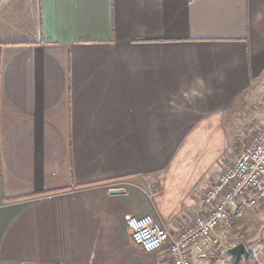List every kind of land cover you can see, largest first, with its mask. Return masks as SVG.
I'll list each match as a JSON object with an SVG mask.
<instances>
[{
    "label": "crops",
    "instance_id": "crops-1",
    "mask_svg": "<svg viewBox=\"0 0 264 264\" xmlns=\"http://www.w3.org/2000/svg\"><path fill=\"white\" fill-rule=\"evenodd\" d=\"M261 96L264 0H0V264H171L166 245L132 242L127 219L177 234L192 204L202 215L214 177L174 220L160 181L194 134L242 119L231 164ZM256 215L241 237L258 261ZM214 256L191 249L192 264Z\"/></svg>",
    "mask_w": 264,
    "mask_h": 264
},
{
    "label": "built area",
    "instance_id": "built-area-1",
    "mask_svg": "<svg viewBox=\"0 0 264 264\" xmlns=\"http://www.w3.org/2000/svg\"><path fill=\"white\" fill-rule=\"evenodd\" d=\"M264 108V97L256 109ZM115 182L111 188H123ZM203 214L177 234H172L152 215L131 216L127 227L132 242L144 252L166 245L171 264H192L191 249L203 253L218 245L217 228L233 230L242 223L244 210L264 205V117L253 132L252 143L241 151L205 190Z\"/></svg>",
    "mask_w": 264,
    "mask_h": 264
},
{
    "label": "rangeland",
    "instance_id": "rangeland-1",
    "mask_svg": "<svg viewBox=\"0 0 264 264\" xmlns=\"http://www.w3.org/2000/svg\"><path fill=\"white\" fill-rule=\"evenodd\" d=\"M263 97L264 96H261L260 99ZM258 116L262 121L264 117V108H262ZM244 127L245 125L242 119L239 122L238 120H233L228 126V131L225 133H221L220 131L212 134L206 130V127L204 128V132L194 134L193 138L187 141V144L178 151L160 181V192L155 202L163 217L168 219L173 218V220L176 217H180L181 210H186L192 203H195L201 190L213 179V177L216 179V176H218L219 173L221 174L224 168L226 169L232 164L228 163V165L225 166L226 162L232 157L235 147L237 146L236 142H232V137L236 136V129H240L239 134H242L246 129ZM253 127H256L254 130L257 129V120ZM224 136H227V138L223 139ZM147 184L149 191L157 189L158 187L156 182H148ZM248 209L250 210V208L244 210L242 219L245 217V211ZM183 214H185V219L180 221L177 219V222H191L194 220L197 217L194 204H192L187 211H184ZM220 227L217 228L216 235L219 240L218 245L206 249L203 252L204 255L213 256L218 250L223 248L226 250L229 244H234L239 238L243 241L245 240V237H241L242 232H244L243 230H245L242 223L233 230H226V234L224 233V235L219 234L218 229ZM249 227L248 230L251 229L250 236L256 241L252 251L257 252L259 264H264V205L257 206V215L254 218L252 217ZM166 229L170 231L168 228ZM224 250H221V252ZM223 256L225 257L226 255ZM225 258L227 259V257ZM219 263L220 261L217 260L215 264Z\"/></svg>",
    "mask_w": 264,
    "mask_h": 264
},
{
    "label": "water",
    "instance_id": "water-1",
    "mask_svg": "<svg viewBox=\"0 0 264 264\" xmlns=\"http://www.w3.org/2000/svg\"><path fill=\"white\" fill-rule=\"evenodd\" d=\"M111 194H123L125 193L124 188H111ZM222 253L227 255L228 264H238L242 258L246 259L249 257V252L243 242H239L232 247L227 248Z\"/></svg>",
    "mask_w": 264,
    "mask_h": 264
},
{
    "label": "trees",
    "instance_id": "trees-1",
    "mask_svg": "<svg viewBox=\"0 0 264 264\" xmlns=\"http://www.w3.org/2000/svg\"><path fill=\"white\" fill-rule=\"evenodd\" d=\"M242 241L243 240L241 238H239L234 244H237V243L242 242ZM251 245L252 244L246 245V248L248 251H250ZM221 253H222L221 250H218L216 252L215 256L209 261L208 264H215L217 259L221 256ZM238 264H259V262L253 256L249 255V257H247L246 259L242 258Z\"/></svg>",
    "mask_w": 264,
    "mask_h": 264
}]
</instances>
